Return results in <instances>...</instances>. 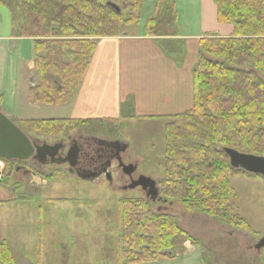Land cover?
I'll list each match as a JSON object with an SVG mask.
<instances>
[{
    "label": "trees",
    "instance_id": "16d2710c",
    "mask_svg": "<svg viewBox=\"0 0 264 264\" xmlns=\"http://www.w3.org/2000/svg\"><path fill=\"white\" fill-rule=\"evenodd\" d=\"M119 1L0 0L10 13L13 34L34 41L35 82L28 90L30 102L65 103L83 78L94 40L120 36L123 27L139 22L141 0H127L131 2L128 16L123 9L116 12L109 6ZM214 3L217 21L231 24L233 35H205L198 40L191 109L162 116L171 122L165 125L167 179L161 195L166 200L181 199L189 209L196 207L231 226L250 230L230 184L231 177L241 171L229 166L222 149L264 156V0ZM176 32L172 0H158L153 17L145 23L146 35ZM100 122L103 120L44 119L21 124L27 132L56 136L77 128L97 133L91 127ZM119 217L118 264L183 255L186 241L200 247L207 264L202 244L182 230L175 218L152 211L143 199L122 201ZM0 264H16L5 241L0 242Z\"/></svg>",
    "mask_w": 264,
    "mask_h": 264
},
{
    "label": "rangeland",
    "instance_id": "374dc122",
    "mask_svg": "<svg viewBox=\"0 0 264 264\" xmlns=\"http://www.w3.org/2000/svg\"><path fill=\"white\" fill-rule=\"evenodd\" d=\"M130 3L127 0L118 2L126 16L130 14ZM152 6L153 1L148 0L139 13L141 20L137 29L134 24L123 29L130 33L143 30ZM180 21L183 24L184 20ZM180 21L176 20L177 28ZM190 23V27H184L185 31L194 32L198 22L190 20ZM193 46L195 52V41ZM34 57L32 38L13 34L10 13L0 4V106L7 112L15 110L11 119L18 126L22 120L67 118L66 105L28 101V80L30 71L34 72ZM169 122L171 120L162 117L134 118L103 121L91 129L97 131L94 133L97 136L124 142L127 145L125 161L135 162L139 174L152 178L161 195V186L167 179L164 152L165 125ZM88 132L85 128H77L56 136L28 133L31 138L54 142L68 135ZM1 163L0 200L5 202L0 205V241L9 243L16 264H118L119 204L124 200L143 199L152 211L162 206L161 202L150 201L137 188L121 189L122 184L115 178L110 186L105 180L89 183L63 172L44 175L46 180L33 184L21 171L14 177L10 167ZM230 184L237 195L240 214L251 231L231 226L196 207L189 209L181 199L168 198V203H164L167 205L165 213L202 244L207 264H264V247L253 248L264 236V180L240 172L231 177ZM195 247L198 254L200 249ZM179 262L165 258L140 264Z\"/></svg>",
    "mask_w": 264,
    "mask_h": 264
},
{
    "label": "crops",
    "instance_id": "0c3cea01",
    "mask_svg": "<svg viewBox=\"0 0 264 264\" xmlns=\"http://www.w3.org/2000/svg\"><path fill=\"white\" fill-rule=\"evenodd\" d=\"M152 1L146 21L156 10L158 0ZM147 2L141 0L139 21V13ZM172 4L176 20H184L183 24L178 23L174 35L148 36L145 25L143 30L130 33L123 29L125 26L120 36L94 40L95 47L81 82L61 104L66 105L67 119L125 121L172 116L191 109L192 69L198 58V40L205 35L230 37L233 26L217 21L214 0H172ZM190 20L198 22L194 32L185 31L184 27H190ZM134 27L137 29L139 22ZM170 40L173 45L168 43ZM0 111L9 119L15 114V110L7 112L1 106ZM3 241L11 249L9 243ZM184 248L183 255L168 258V261L205 264L201 251L195 252V246L185 242Z\"/></svg>",
    "mask_w": 264,
    "mask_h": 264
},
{
    "label": "flooded vegetation",
    "instance_id": "af4514ba",
    "mask_svg": "<svg viewBox=\"0 0 264 264\" xmlns=\"http://www.w3.org/2000/svg\"><path fill=\"white\" fill-rule=\"evenodd\" d=\"M30 139L36 147L42 143L61 144L53 155H51L52 150L46 152L35 150L24 161H7L11 175L16 177V174L21 171L22 176H27L29 182L33 184L37 179L41 180L44 175L66 172L89 183L105 180L110 186L115 178L116 182L122 184L121 189H128L143 176L137 172L138 166L135 162L125 161L127 145L118 139L94 134L68 135L54 142ZM19 181L20 179L17 178V182ZM135 188L146 195L147 190H144L141 185ZM259 242L260 240L253 245L254 249Z\"/></svg>",
    "mask_w": 264,
    "mask_h": 264
},
{
    "label": "water",
    "instance_id": "95a60500",
    "mask_svg": "<svg viewBox=\"0 0 264 264\" xmlns=\"http://www.w3.org/2000/svg\"><path fill=\"white\" fill-rule=\"evenodd\" d=\"M116 12H119V7L113 3H109ZM60 143L54 145L43 144L36 147V151L52 150L54 154L60 147ZM222 151L228 158L229 166L235 170H242L249 174L259 175L264 178V156L254 155L239 152L232 148H223ZM34 152V145L24 132L20 130L11 120L0 112V159L4 160H26ZM73 153L75 152L72 151ZM1 176V166H0ZM141 185L144 190H147L146 197L152 201L158 198V189L155 181L149 177L141 176V180L133 183L130 188ZM264 246V238L256 245L259 249Z\"/></svg>",
    "mask_w": 264,
    "mask_h": 264
}]
</instances>
